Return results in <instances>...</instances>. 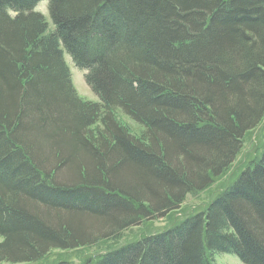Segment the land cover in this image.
Segmentation results:
<instances>
[{"label":"trees","instance_id":"16d2710c","mask_svg":"<svg viewBox=\"0 0 264 264\" xmlns=\"http://www.w3.org/2000/svg\"><path fill=\"white\" fill-rule=\"evenodd\" d=\"M41 1L0 0V264L180 210L264 120V0H48L53 30ZM65 52L100 102L78 93ZM219 253L264 264V150L204 209L85 264Z\"/></svg>","mask_w":264,"mask_h":264},{"label":"rangeland","instance_id":"374dc122","mask_svg":"<svg viewBox=\"0 0 264 264\" xmlns=\"http://www.w3.org/2000/svg\"><path fill=\"white\" fill-rule=\"evenodd\" d=\"M36 10L43 13L49 22V29L53 30V22L48 10V0H43L37 6ZM65 59L70 67L72 79L78 93L86 100L93 102H100L99 96L92 91L85 80V70L78 68L72 57L65 52ZM121 121L131 129L133 133H139L141 128L130 117L124 114H119ZM264 150V120L253 131L249 132L244 139V146L238 154L234 164L224 172L220 177H217L214 183L207 189L187 195L182 208L176 212L171 213L163 219H158L152 222H147L141 226L131 227L123 232V234L116 240H102L97 244L71 250H55L47 257L34 263H19V264H55L59 260L67 259L76 264H85V261L98 257L104 253L108 248L116 247L120 244L136 240L144 234L154 233L165 229L167 226L178 222L180 219L191 213L204 209L208 203L228 184L233 182L237 175L254 160L258 159ZM2 239L0 238V241ZM216 264H244L237 256L232 254L219 253L215 255ZM13 264V263H2Z\"/></svg>","mask_w":264,"mask_h":264}]
</instances>
